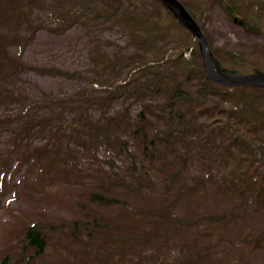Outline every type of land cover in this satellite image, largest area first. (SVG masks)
Masks as SVG:
<instances>
[{
	"label": "rangeland",
	"instance_id": "obj_1",
	"mask_svg": "<svg viewBox=\"0 0 264 264\" xmlns=\"http://www.w3.org/2000/svg\"><path fill=\"white\" fill-rule=\"evenodd\" d=\"M178 1L222 67L264 72V7L256 31L225 12L235 0ZM0 46V258L94 264L98 253L110 264L121 249L107 236L120 232L149 235L124 264H264V89L206 83L198 44L169 7L0 0ZM29 117L38 123L22 137ZM43 121L68 136L36 134ZM247 138L249 191L237 170ZM163 208L184 219L165 235ZM30 225L41 252L25 245Z\"/></svg>",
	"mask_w": 264,
	"mask_h": 264
},
{
	"label": "trees",
	"instance_id": "obj_2",
	"mask_svg": "<svg viewBox=\"0 0 264 264\" xmlns=\"http://www.w3.org/2000/svg\"><path fill=\"white\" fill-rule=\"evenodd\" d=\"M257 4H255V2L252 1H245L244 4H240L239 0H235L234 2L231 3V5H223V8L225 10V12L228 15H233L234 12H236L238 14V12L243 14L244 17V21L250 26V28L255 29L256 31H260L257 26L259 25V23L262 21V15H261V11L263 10L264 7V3L261 0H257L256 2ZM236 9H238L239 11L237 12ZM264 32V31H263ZM0 50H1V46H0ZM178 54V53H177ZM11 62V59L9 60ZM197 61H199L197 59ZM11 64H16V62H13ZM216 64L219 68H224L220 65V63L217 61L216 59ZM195 66V65H194ZM194 66H191V68H193ZM196 66H198L197 68L201 71V73L204 75L206 83H213L210 81V79L205 75V72H203L201 63L197 62ZM259 71V70H257ZM174 86H180L179 84H174ZM244 89V91L246 90V93H248L249 91H247L248 89L251 88H242ZM178 93L180 94H185L184 91H181L178 89ZM243 99L244 100H248L246 99L247 96L243 95ZM190 100L191 97L189 96ZM194 99H192L193 101ZM190 105H193V103H190ZM228 117H231V115H229ZM30 118V119H29ZM24 121V128L22 126V128L20 129V131L23 132V134L18 133V135L22 136V137H26V133L27 131H30V128L37 124L38 122L33 119V117H29ZM53 119L54 122H58L57 119V115H54L52 118H50L49 120ZM46 120V121H49ZM46 121H43L40 126L37 129L36 134H47L49 136H52L54 139H56L57 142H61L62 139L66 138L68 136V133H65L62 125L63 123L60 125H56L55 130H53V127H51L49 124L46 123ZM255 124V122H253L252 124H246L244 129H250L251 125ZM211 126V124H208ZM236 130V128L233 129ZM216 131V126H212L209 128L208 133L205 132H201L200 137L201 138H210L208 135L210 133L214 134ZM174 133V131H173ZM244 133V132H243ZM242 133V134H243ZM217 135V131L216 134ZM160 136V134L158 135ZM170 135L168 134V137ZM235 137H239V136H235ZM171 139V138H170ZM247 142L250 144L251 148H250V153L249 152H242L243 154V159L242 161L239 163L241 166H238L237 170L240 172L241 175V186H246L247 190L249 191L250 189H252L254 187V183L251 179L252 176V162H253V158H254V151H255V145L252 139H248L247 138ZM212 148V146H211ZM260 150L261 147L259 146ZM27 152V151H26ZM26 153L24 154V156L26 157ZM217 159L214 158V161H216ZM230 167V164H227L225 166V168ZM253 190V189H252ZM251 192V191H250ZM99 197L97 198L98 202H101V204H105V203H110V202H116V200H112L111 198L107 197V196H103L101 194H98ZM95 196H97V194L95 195L92 194V197L95 198ZM119 202V201H118ZM158 218H161L162 221L158 222L157 227L160 228V230H163L164 235L167 234L169 227L173 224H182L184 223V219L173 215L171 212L166 211V209H160L156 214H155ZM154 230H157V228H155ZM156 232V231H155ZM117 236V238H115ZM148 234H144V235H140V236H128V235H124L123 233L118 232V234H110L107 236V240H106V244L110 247V249H113V245L115 243H118V250H120V253L118 254V257L116 259H114V261L110 264H124V258L123 256L125 255L126 249H129V247L132 244H143V239L142 238H148ZM24 240H25V245H28L29 247H34L35 250L37 252H41L44 250L46 242L45 239L43 237V235L41 234V231L37 228H35L34 226L30 225L29 227H27L25 234H24ZM100 255L97 253V256L94 258V264H99L100 263ZM107 261L109 262V258H107ZM191 260H188L187 257L186 259L182 260L180 264H188ZM0 264H21L20 262H18V260H14L9 254H5L4 256H2L0 258ZM81 264V263H80ZM194 264V262L192 263Z\"/></svg>",
	"mask_w": 264,
	"mask_h": 264
},
{
	"label": "water",
	"instance_id": "obj_3",
	"mask_svg": "<svg viewBox=\"0 0 264 264\" xmlns=\"http://www.w3.org/2000/svg\"><path fill=\"white\" fill-rule=\"evenodd\" d=\"M193 34L199 45L202 63L207 76L214 82L231 86H264V73L226 72L217 68L206 38L193 17L178 0H161Z\"/></svg>",
	"mask_w": 264,
	"mask_h": 264
}]
</instances>
